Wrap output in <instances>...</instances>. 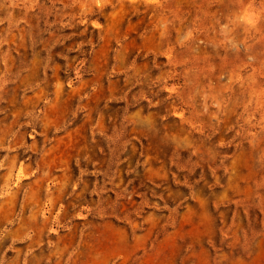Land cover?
<instances>
[{"label":"rangeland","instance_id":"374dc122","mask_svg":"<svg viewBox=\"0 0 264 264\" xmlns=\"http://www.w3.org/2000/svg\"><path fill=\"white\" fill-rule=\"evenodd\" d=\"M0 264H264V0H0Z\"/></svg>","mask_w":264,"mask_h":264}]
</instances>
